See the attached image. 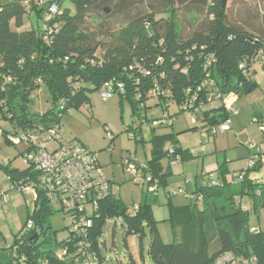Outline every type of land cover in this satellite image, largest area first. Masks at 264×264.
Segmentation results:
<instances>
[{
	"label": "trees",
	"instance_id": "obj_1",
	"mask_svg": "<svg viewBox=\"0 0 264 264\" xmlns=\"http://www.w3.org/2000/svg\"><path fill=\"white\" fill-rule=\"evenodd\" d=\"M100 1L51 0L45 6L40 4L41 0L0 3V116L13 127V132L3 130L7 144L17 147L9 141L8 135L37 134L41 128L44 131L55 129L64 142H69L61 134V119L72 110L90 106L89 94L99 91L100 95L107 84L114 87L115 95L119 94L123 101L131 103L133 119L138 126L148 123L153 131L173 127L175 116L165 113L159 119L147 120L149 100L158 102L156 106L165 107L164 112L169 111V103H172L181 113L186 112L184 104L203 85L205 88L200 99L206 98L214 89L223 94L233 92L239 97L258 89L254 67L261 66L264 72V38L229 25L228 0H204L206 17L202 28L187 39L177 32L175 20L160 13L132 18L115 32L106 30L105 25L91 28L88 17L100 7ZM53 4L59 11L50 22H45ZM262 31L264 33V28ZM260 54L261 57L252 63L251 59ZM211 55L214 62L207 70V59ZM243 63H248L247 71L252 80L247 77L246 69H240ZM209 80L215 82L214 87L206 86ZM119 85H122L123 93L119 91ZM42 86L49 91L54 108L44 114H34L30 112L29 103ZM261 116L255 115L254 120L262 123L264 116ZM228 118L221 104L219 108L207 105L192 122L201 123L200 129L205 131L202 135H209L212 128L222 125ZM261 128L264 127L261 125ZM170 138V135H153V157L142 167L149 177L140 173L147 179L148 192L143 194L137 209L134 206L130 210L117 198L119 192L114 191L110 180L112 195L98 199L94 194L87 198L86 214L92 226L85 241L72 232V226L68 228L66 240L54 242L52 235L56 233L46 225V219L54 213L56 204L41 190L35 191V209L15 235L13 245L0 249V264H87L89 258L95 264H106L101 239L107 223L117 219L123 221L126 238H139L141 252L146 234H149L148 254L153 264H213L217 257L227 252L239 256L253 255L264 264V232L249 226L250 209L245 208L243 202L248 196L257 209L264 204V183L249 178L262 170L261 161L253 168L234 174L233 180L228 178V171L221 165L218 185L210 184L205 177L202 178L205 185L192 194L181 189L188 195L201 198L203 209L199 208V201L183 207L169 204L167 221L179 242L163 243L153 213L154 206L159 203L156 194L168 185L159 160L167 156L171 166H178L194 158L189 150L176 144L164 152L163 145ZM138 141L143 142L141 138ZM79 143L98 159L96 153ZM21 145L26 147L23 158L29 168L23 172L11 170L0 162V170L14 190L25 193L20 189L31 184L41 185L42 173L26 162L25 155L30 147L25 143ZM54 147L52 144L49 149ZM171 148L175 151L173 156L169 153ZM174 156L180 157L178 164H173ZM97 162L103 169L99 160ZM132 163L136 164L135 159H127L124 164L126 172L128 164ZM155 182L158 189L151 192ZM8 201L5 195L0 203L5 206ZM61 211L69 214L72 220L71 213ZM29 221L33 222L31 229L27 227ZM130 259L135 264L133 258Z\"/></svg>",
	"mask_w": 264,
	"mask_h": 264
},
{
	"label": "rangeland",
	"instance_id": "obj_2",
	"mask_svg": "<svg viewBox=\"0 0 264 264\" xmlns=\"http://www.w3.org/2000/svg\"><path fill=\"white\" fill-rule=\"evenodd\" d=\"M4 1L6 0H0V3ZM100 2V7L89 15L87 23L91 28L105 25L106 30L109 29L110 32L118 31L132 18L160 13L161 16L175 20L178 24L177 32L187 39L202 28L206 17L204 0H101ZM227 16L229 25L264 38L262 31L264 0H228ZM254 71L258 83L262 82L264 72L261 67L256 65ZM262 94L261 91H253L239 97L236 105L238 115L231 116L232 128L229 133L202 137V133L205 132L200 129L202 124H193L189 114L180 113L179 108L172 103H169V111L164 112L165 107L156 106L158 102L152 100L147 102V120L159 119L165 113L175 116L173 127H162L153 131L148 123L138 126L133 119L129 101H123L119 94L105 101L98 91L89 94L90 106L72 110L63 116L60 122L61 134L65 140H78L98 155L105 176L111 181L114 191L119 192L117 198L130 210L137 206L143 194L148 192L146 177L149 175L143 172L142 167L153 157L154 134L171 136L163 145L164 152L173 144L196 151L192 160L178 166H171L167 156H162L159 160L168 185L156 194L159 203L154 206L153 213L159 223L158 231L163 243L171 245L179 241L174 235L171 223L167 221L170 216V206L183 207L199 201V208L203 209V203L197 195L193 194L191 199L176 196V191L182 189L189 193L195 192L204 184L202 172L216 165H224L228 171V178L233 180L234 174L248 170L252 154L259 150L264 154V131L261 128V125L264 127V117L261 118L262 123L254 121L255 114L264 116ZM213 107L219 108L220 104L217 102ZM53 108L50 93L45 86H42L41 91L29 103L30 112L44 114ZM139 112L144 113V111ZM0 128L6 132H13L11 123L1 116ZM193 128H197L196 132L191 131ZM139 138L143 142L138 141ZM251 146L256 149L253 150ZM25 148L24 145L16 147L7 144L1 138L0 162L9 166L11 170L26 171L29 166L23 158ZM203 148L204 152H201ZM130 158L135 159L139 167L138 173L147 175L139 182H134L135 175L125 170L124 164ZM187 180H191L193 185L186 184ZM5 195L9 201L5 206L0 203V249H7L13 245L15 235L24 227L27 216L33 213L37 201L36 192L21 193L17 189L14 190L6 175L0 170V201ZM243 202L250 209L249 226L264 232V204L262 203L257 209L254 202L249 201L248 196ZM53 207L54 213L46 219V225L56 233L52 235L54 242H62L69 237L68 228L72 227L71 216L62 212L58 204ZM122 222L121 219L109 221L104 229L101 251L107 260L106 264H132L130 257L135 264H153L148 254L151 242L149 234H146L141 252L139 238L137 236L126 238Z\"/></svg>",
	"mask_w": 264,
	"mask_h": 264
},
{
	"label": "built area",
	"instance_id": "obj_3",
	"mask_svg": "<svg viewBox=\"0 0 264 264\" xmlns=\"http://www.w3.org/2000/svg\"><path fill=\"white\" fill-rule=\"evenodd\" d=\"M51 0H41V5H48ZM59 8L56 4H53L49 8V12L45 18V22H50L52 17L57 15ZM50 29H48L49 31ZM48 41V38H45ZM261 57L251 59V62H256L255 60ZM214 56L211 55L207 59V70L213 65ZM248 63H243L240 69L244 71L246 69V75L249 80H252L251 75L247 71ZM207 87H214L215 82L209 80L206 83ZM203 87H200L195 94H193L187 102L184 104L183 108L189 113V117L193 122L196 115H199L205 110L207 105H214L215 103L221 104L224 112L228 114V120L222 125L212 128L210 134H203L204 137L215 136L218 133L225 134L231 131L232 124L230 122L231 116L238 115L237 102L239 101V96L236 93L223 94L219 89H214L211 94H208L206 98L200 99V93ZM118 89L123 93L122 85L118 86ZM115 95L114 87L111 84H107L105 89L101 91L100 96L108 101ZM255 121V120H254ZM256 122V121H255ZM264 131V128H262ZM41 132L37 134L27 133L23 134L21 137H13L8 135V139L14 145L26 144L30 147L25 155L26 162L32 164L35 167V171L42 173L40 180L41 185L37 186L35 184L27 185L25 188L20 189L23 192H35L41 190L44 195L52 200L53 203L61 206V209L72 214V226L73 233L76 234L81 241H85L88 234V229L91 228L92 222L87 217L86 200L88 197L97 195L98 199L108 197L113 194L110 188V182L106 178L103 169L98 165L97 156L87 151L78 141L64 142L61 139L60 132L53 129L50 131H44L43 128L40 129ZM4 131L0 129V139H4ZM54 144L55 147L50 150V146ZM254 150L256 147L251 146ZM259 150V149H258ZM257 152V151H256ZM170 155H175L173 148L169 150ZM175 157V156H174ZM260 150L257 154H253L250 157L249 168H253L260 159ZM180 157L177 156L173 160V164H178L180 162ZM127 172L135 175L134 181L139 182L144 176L138 173V167L135 163L128 164ZM210 184L218 185V175L217 172H210L206 175ZM241 180V179H240ZM189 182V181H188ZM142 186L144 183L142 182ZM205 185V184H204ZM35 186L37 188H35ZM158 189V184L155 182V186L150 188V191H156ZM176 196H185L191 198V195L186 194L184 191L179 190L175 193ZM201 200V198H199ZM246 205H244L245 207ZM246 208V207H245ZM95 209L97 210V204H95ZM137 209V206H136ZM28 229L33 228V222L29 221ZM254 231V229H252ZM84 246V243H81ZM92 257V256H86ZM61 259V255L59 256ZM82 264V263H79ZM95 264L91 258H89V263ZM213 264H260L256 256H239L233 252H227L219 257H217Z\"/></svg>",
	"mask_w": 264,
	"mask_h": 264
},
{
	"label": "crops",
	"instance_id": "obj_4",
	"mask_svg": "<svg viewBox=\"0 0 264 264\" xmlns=\"http://www.w3.org/2000/svg\"><path fill=\"white\" fill-rule=\"evenodd\" d=\"M261 67V66H260ZM255 82L258 84V89L255 91V92H257V91H261L263 94H262V96H263V100H264V80L262 81V82H260V83H258V81H257V79L255 78ZM255 115H258V114H255ZM227 133H229V132H227ZM227 133H225V134H227ZM223 135V134H222ZM203 137V136H202ZM185 150H189V149H185ZM189 152L195 157V155H196V151H191V150H189ZM201 152H204V148L202 149V151ZM260 157H259V161H261V164H262V170L259 172V173H254V174H252V175H250V179L252 180V181H254V182H256V183H264V154H262L261 152H260ZM218 167H219V165H216V166H214V167H210L209 169H207L206 171H203L202 172V174H201V177L202 178H204L205 179V177H206V175H208V173H210V172H217V175H218ZM219 176V175H218ZM187 181H189L188 183H187ZM186 181V184H188V185H190V186H192L193 185V183H192V181L191 180H187ZM190 188H193V187H190ZM247 203H249V202H247ZM250 204V203H249Z\"/></svg>",
	"mask_w": 264,
	"mask_h": 264
}]
</instances>
